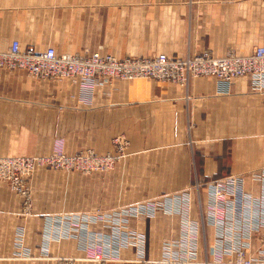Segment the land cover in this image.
Segmentation results:
<instances>
[{"label":"crops","instance_id":"0c3cea01","mask_svg":"<svg viewBox=\"0 0 264 264\" xmlns=\"http://www.w3.org/2000/svg\"><path fill=\"white\" fill-rule=\"evenodd\" d=\"M14 41L22 49L53 48L59 56H247L264 46V0H0V51ZM116 138L128 146L110 173L38 170L33 220L95 210L107 215L163 194H185L163 202L153 216L126 217L134 232L124 230L120 246L103 243L111 238L105 224L90 226L89 244L105 245L109 264L184 256L185 247L201 261H221L229 245L264 258V226L256 224L264 220L218 215L212 199L225 178L243 180V192L252 193L258 186L250 177L264 169V109L249 78L229 90L214 78L194 79L188 87L144 79L92 86L0 70V157L82 150L116 156ZM20 204L0 184L1 255L16 253ZM24 229L27 249L42 254L47 221H30ZM77 235L51 240L49 255L85 257L83 234Z\"/></svg>","mask_w":264,"mask_h":264},{"label":"built area","instance_id":"2783aa9c","mask_svg":"<svg viewBox=\"0 0 264 264\" xmlns=\"http://www.w3.org/2000/svg\"><path fill=\"white\" fill-rule=\"evenodd\" d=\"M0 70L23 71L36 80H68L72 83L85 85L89 83L92 86L108 85L115 80L130 82L144 79L188 87L194 79L214 78L220 87L229 90L235 80L249 78L251 90L261 96L264 109V46H258L247 56L228 54L216 58L211 53L206 52L185 58H173L165 54H158L146 58L118 59L113 55L99 52L91 55L67 54L59 56L53 48H48L45 51H38L32 47L22 49L19 42L14 41L6 51H0ZM114 145L118 152L116 156H100L91 150H86L73 156L0 158V179L7 183H13L16 170L25 176H29L36 165L41 166L44 164L53 166L55 169L80 170L85 173H91L95 170L109 171L116 160L123 159L124 149L126 145L128 146L122 138H116ZM258 176L260 175L258 174ZM237 185L236 180H229L214 187L212 199L215 208L221 211L224 204V192H232L235 194L234 202H230L233 211L237 210L239 212L243 209L242 202L241 204L237 203V201L239 202L238 193H242L240 189L237 190ZM22 187H20L18 193L26 195L27 193L21 192ZM182 200L184 199L182 198ZM166 205L151 203L149 205L134 206L119 212L116 219L113 220L123 223L126 221V217L136 215L153 216L160 207ZM258 205L260 206L255 201L254 207ZM25 206L31 208V201L26 200ZM169 206L172 208V203ZM246 219L249 222L250 220H258L256 217ZM54 220H63V222L55 221L53 226L56 223L66 225L68 238L77 237V233H79L87 237L86 240L89 242V229L95 223L94 220H107V217L105 215L92 217L89 215H75ZM256 224L259 227L264 226L263 223L261 225ZM53 233L51 231L47 232L45 240L65 239L58 236V233H56V236ZM88 244L85 245L86 248L91 247ZM184 249L187 256L185 258L168 254L156 261L143 260L142 264H264V259L247 258L245 251L237 246L229 248L230 258L221 261H210L208 258L200 261L192 247H185ZM92 251L93 262L108 264L110 257L102 249L95 247Z\"/></svg>","mask_w":264,"mask_h":264},{"label":"rangeland","instance_id":"374dc122","mask_svg":"<svg viewBox=\"0 0 264 264\" xmlns=\"http://www.w3.org/2000/svg\"><path fill=\"white\" fill-rule=\"evenodd\" d=\"M138 80V79H137ZM156 82V81H155ZM163 83V82H160ZM183 87V86H182ZM85 151V150H82ZM80 151V152H82ZM79 153V152H78ZM75 154H63V153H50L48 155H42L41 157H52V156H73ZM38 157V156H35ZM0 158H33V157H0ZM122 160V159H120ZM120 160H116L114 162V164L112 165V167L110 168L109 171H93L91 173H85L84 171H80V170H65V169H55L53 166L50 165H36L34 167V171L32 173H30L29 176H25L23 174H21L18 170L15 171V177H13L14 182H6L4 180L0 179V184L5 185L8 190L13 194L14 198H17L19 200V202L21 203L19 205L18 208H16V213L17 216L20 220L19 223V230L20 232L18 234H16V239H15V250L16 253H14V255H1L0 254V264H87V263H94L97 264L96 262L92 261V254H93V249L95 247H98L100 249H102L103 247H105V245L100 244V242H94V243H90L89 248L88 249H84V256L82 258H72V257H61V258H56L57 260H55V258H52L49 255V251H50V244H51V240H45L44 242H42L43 245H40L42 247H40V249L43 250L42 254L36 253V254H32L30 252L29 249H27V241H26V236H25V229L24 226L31 221V223L35 222H44L47 221L48 224V231L54 232V233H58V236H62L65 239H68V228L66 225L61 224V223H56L54 226V222H63V220H54V219H60L61 217H68V216H75V215H81V214H77V213H60V214H52L49 215L48 217L50 218V220H33V218L36 216V209L34 208V194H33V179H34V175L36 174V172L38 170H47V171H53V172H65V173H74V172H78L81 173L85 176H89L95 173H100V174H106V173H110L112 170H114L116 168V165L120 162ZM259 175L260 176H255L250 177L251 180H254L255 183L257 184L258 188L257 190L254 188L253 191H251L252 193H245L243 192L244 190V182L243 180H236L234 177L232 178H225L224 182H227L229 180H236L238 182L237 185V190L242 192V193H238V199L239 202L237 201V203L242 202V207L243 209L241 211H237L235 210V212L233 211L232 205L230 204V202H234L235 199V194H233L232 192H224L223 195V207L221 209V211L218 212V215L221 214V216L223 217H237L236 215L239 214L240 217L244 218H251V217H256L258 220H264V169L259 170ZM246 180V179H245ZM23 186V187H22ZM21 188V192L23 193H27L26 195H23L21 193H18L19 189ZM15 188V190H13ZM242 194V196H241ZM256 194V197L255 195ZM163 194L162 196H159L157 198H152V199H148V200H144V205H149L151 203H163L166 202L167 200L172 201V196L174 195H178L180 197H183L184 199L186 198L187 195L185 194H174V195H167ZM202 194H198L199 198L201 197ZM179 198V197H178ZM198 198H196L197 200ZM26 200L31 201V208H26L25 203ZM259 203L260 206H255L254 207V203ZM236 202V201H235ZM244 204V206H243ZM137 205V204H136ZM136 205H133L131 207H134ZM139 205V204H138ZM239 206V205H238ZM240 208H242L241 206H239ZM239 209V208H237ZM120 209H115V210H111V213L107 215H105L107 217V220H94V224L95 226H101V224H105V230L107 231V233L111 236L110 239L106 240L105 242H103L104 244H106L107 248H114V247H118L120 246V243L123 242L119 240V235L124 233V230H128L129 228V221H125L123 223H119L117 220H113L116 219V216H118V213L120 212ZM103 211L102 210H95L92 212H88L84 213L87 214L89 216H98V215H103L102 214ZM239 217V218H240ZM48 218V219H49ZM226 220H222L221 226L224 227ZM25 224V225H24ZM107 226V227H106ZM226 227V226H225ZM108 228V229H107ZM126 232H134L132 230H128ZM45 233V235H46ZM186 232H184L185 234ZM66 236V237H65ZM101 236V235H99ZM127 238V235H126ZM81 245H87L89 242H87L86 237L84 235H82V237L79 239ZM228 249L231 248L232 246H227ZM83 249V248H82ZM247 256V255H246ZM230 256H228L226 259H229ZM247 258H251L249 256H247ZM253 258V257H252ZM253 259H264V258H253ZM199 260V259H198ZM205 260V259H203ZM201 261V260H200ZM213 261V260H210ZM109 264V262H108Z\"/></svg>","mask_w":264,"mask_h":264},{"label":"bare ground","instance_id":"6f19581e","mask_svg":"<svg viewBox=\"0 0 264 264\" xmlns=\"http://www.w3.org/2000/svg\"><path fill=\"white\" fill-rule=\"evenodd\" d=\"M176 257H178V258H185V257H187L186 255H184V256H180V255H178V256H176ZM156 260H159V259H156ZM156 260H151L150 259V261H156Z\"/></svg>","mask_w":264,"mask_h":264}]
</instances>
